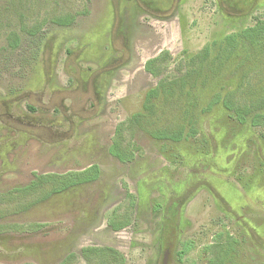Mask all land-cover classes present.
Instances as JSON below:
<instances>
[{
    "label": "rangeland",
    "instance_id": "1",
    "mask_svg": "<svg viewBox=\"0 0 264 264\" xmlns=\"http://www.w3.org/2000/svg\"><path fill=\"white\" fill-rule=\"evenodd\" d=\"M116 2L0 0V264H160L170 205L167 264H264V0L163 20ZM120 56L97 99L93 71ZM92 164L97 181L54 192Z\"/></svg>",
    "mask_w": 264,
    "mask_h": 264
},
{
    "label": "trees",
    "instance_id": "2",
    "mask_svg": "<svg viewBox=\"0 0 264 264\" xmlns=\"http://www.w3.org/2000/svg\"><path fill=\"white\" fill-rule=\"evenodd\" d=\"M58 24H66L69 23L70 21L68 20H57L56 21ZM257 24H264V21H259V23L257 22ZM231 35H226L225 36V41H229L230 40ZM17 44V38L15 39V41L13 42V46H15ZM209 45L204 46V48L202 49V53L203 54H207L209 51ZM158 57L149 59L145 62L144 64V69L145 71L149 72L152 75H156V71L153 70L152 65L153 63H155V61H157ZM158 94V88L154 87L150 90H148L145 94V103L149 102L152 98L156 97ZM217 99H215L216 101ZM224 105L229 108V104H227V102H224ZM32 109V108H30ZM238 119L243 122L244 118L238 116ZM254 124L256 123V121H252ZM156 137L159 138H168L171 139L173 141H178L180 139L179 135H167L164 133H157L155 135ZM109 153L111 155H113L114 157H116L120 162H126L128 161L130 158L129 157H125L119 150L118 148L114 145H111L109 147ZM99 175V168L96 164H92L90 165L88 168H86L85 170L82 171H78V172H74L73 175H70L73 179H68L70 177H68L66 179V181L60 185L58 188H56L54 190V192H60L70 186L76 185V184H82V183H87V182H92L94 180H96L98 178ZM31 185H34V182L30 183ZM128 197H132V195H130V193H127ZM131 205H133V203H130ZM117 214V213H116ZM116 214H113V216L108 219V224L111 225V227L114 230H117L118 228H122L123 226H125V224H127V222H120L119 224H116L114 221V218L116 216ZM127 216V215H125ZM125 216H122V219H124ZM177 235H178V212L177 210H174L172 205L167 206L165 208L164 214H163V224H162V233H161V248L162 251H168L169 253L172 252L176 246V242H177ZM95 247H91V250H95L92 249ZM185 250H189L190 245L188 247H185ZM87 248H83L82 250H86ZM100 252H102L103 250L106 251H110L111 248H98ZM113 251V249L111 250ZM115 253H117L115 250L113 251ZM185 251H182V254ZM117 256V255H116ZM119 257H121V263L125 262V259L123 257V255H118Z\"/></svg>",
    "mask_w": 264,
    "mask_h": 264
},
{
    "label": "flooded vegetation",
    "instance_id": "3",
    "mask_svg": "<svg viewBox=\"0 0 264 264\" xmlns=\"http://www.w3.org/2000/svg\"><path fill=\"white\" fill-rule=\"evenodd\" d=\"M116 1L117 2L115 3V6H117V10H118L120 0H116ZM131 1L133 3L132 6L134 9H139L142 13L147 14V16H150L151 18L159 19V20L172 19L175 16V14L178 10L179 4L181 2V0H131ZM153 2H155V3H153ZM126 6L127 5L125 4L124 8ZM126 10H127V8H126ZM128 26H129V24H128ZM126 29H128V32L129 31L132 32V27H128ZM116 33H117V35H121L119 30L114 32V34H116ZM121 60H122V57L120 56L116 59H113V61H111V63H110L111 65H105V66L102 65L99 67L100 69L98 68L95 71H93L94 75L91 76V80L88 82V84H89V88H90V86H92V89H94L92 91H94V95L96 96L97 99H98L99 92L102 90V88L104 89L106 86L103 84L101 76L107 74V77L109 78L111 75L110 73H113V71H115L114 69H117L121 65V63H122ZM116 63L118 66H114V64H116ZM74 66L77 67L76 69H78V65H74ZM89 88H88V90H89ZM81 97H82V93H81V96H79L76 100L81 101ZM87 102H89L90 107H92L95 103V101H93L92 98H90V97L87 100ZM54 107L56 108V106H54ZM88 109L89 108H82L80 110V112H87ZM80 112L79 113L73 112V113H74V115L79 116L80 118L83 119V117L80 116L81 115ZM76 129H77V127H75V129H74L75 134L77 132ZM108 151H109V148H108ZM162 224H163V221H162ZM160 249L162 250L161 242H160ZM163 252H162V254H163Z\"/></svg>",
    "mask_w": 264,
    "mask_h": 264
},
{
    "label": "crops",
    "instance_id": "4",
    "mask_svg": "<svg viewBox=\"0 0 264 264\" xmlns=\"http://www.w3.org/2000/svg\"><path fill=\"white\" fill-rule=\"evenodd\" d=\"M118 160V159H117ZM119 161V160H118ZM120 162V161H119ZM97 165V164H96ZM98 166V168H99V175H98V178L96 179V180H94V181H92V182H95V181H97L98 179H99V176H101V170H100V167H99V165H97ZM89 167V166H88ZM87 167V168H88ZM83 170H85V169H83ZM80 171H82V170H80ZM78 172V171H77ZM87 183H91V182H87ZM82 184H86V183H82ZM80 184H76V185H73V186H70V187H68V188H66V189H64V190H62V192L63 191H66V190H68V189H70V188H73V187H76V186H79ZM61 192V191H60ZM111 217H108L107 218V221H106V223H107V225L113 230V231H119V230H121V229H124V228H126L127 226H129L130 224H131V222H132V219H130V223H128V224H125V226H123L122 228H118L117 230H114L112 227H111V225H109L108 224V219H110ZM161 233H162V225H161V232H160V242H161Z\"/></svg>",
    "mask_w": 264,
    "mask_h": 264
},
{
    "label": "water",
    "instance_id": "5",
    "mask_svg": "<svg viewBox=\"0 0 264 264\" xmlns=\"http://www.w3.org/2000/svg\"><path fill=\"white\" fill-rule=\"evenodd\" d=\"M168 262V251H164L160 264H167Z\"/></svg>",
    "mask_w": 264,
    "mask_h": 264
}]
</instances>
